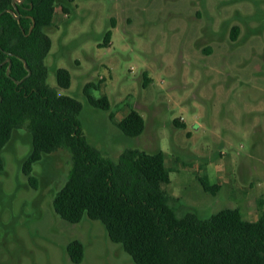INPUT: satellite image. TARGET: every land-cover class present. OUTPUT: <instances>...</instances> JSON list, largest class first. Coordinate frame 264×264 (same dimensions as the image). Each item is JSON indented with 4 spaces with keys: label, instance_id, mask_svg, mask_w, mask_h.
I'll return each instance as SVG.
<instances>
[{
    "label": "rangeland",
    "instance_id": "rangeland-1",
    "mask_svg": "<svg viewBox=\"0 0 264 264\" xmlns=\"http://www.w3.org/2000/svg\"><path fill=\"white\" fill-rule=\"evenodd\" d=\"M57 7L47 27L53 39L47 81L83 102L89 140L118 160L129 147L166 152L170 203L203 217L231 206L248 219L264 198V0H75ZM238 27L236 38L231 33ZM111 29L107 42L106 33ZM71 71L61 87L57 69ZM107 95L110 109L91 104ZM136 109L146 127L129 136L118 122ZM183 122L178 125L176 121ZM32 149L16 129L0 169V264H137L110 239L100 220L74 223L56 213L53 198L68 178L71 153L61 148L23 170ZM218 184L204 189L200 176ZM78 238L82 262L67 251Z\"/></svg>",
    "mask_w": 264,
    "mask_h": 264
},
{
    "label": "trees",
    "instance_id": "trees-1",
    "mask_svg": "<svg viewBox=\"0 0 264 264\" xmlns=\"http://www.w3.org/2000/svg\"><path fill=\"white\" fill-rule=\"evenodd\" d=\"M75 0H0V169L3 150L16 129L27 128L32 149L23 170L34 183V163L64 148L71 153L68 178L53 198L62 218L77 223L100 220L112 241L121 243L137 264H264V198L255 219L244 217L239 207H224L203 217L195 210L182 215L170 203L165 185L171 181L166 152L126 148L113 160L85 134L80 114L83 102L61 94L47 81L53 39L47 27L57 7L69 13ZM10 9L20 14L16 18ZM111 29L106 33L107 42ZM238 27L231 33L236 38ZM10 57V60L8 59ZM24 59L32 70L31 75ZM19 80V82H17ZM61 87H70L71 71L57 69ZM88 82L84 88L91 104L110 109L107 95L95 97ZM178 125L183 122L177 120ZM118 126L129 136L140 135L144 116L131 109ZM205 190L219 185L200 176ZM71 260L80 263L85 244L78 238L67 245Z\"/></svg>",
    "mask_w": 264,
    "mask_h": 264
},
{
    "label": "water",
    "instance_id": "water-1",
    "mask_svg": "<svg viewBox=\"0 0 264 264\" xmlns=\"http://www.w3.org/2000/svg\"><path fill=\"white\" fill-rule=\"evenodd\" d=\"M24 0H14V3H15V6H16V8H17V5H16V3L17 2H23ZM10 11L12 12V14L16 17V18H19L20 17V14L19 13H16V11L14 10V9H10ZM8 59L10 60V57H8ZM24 62H25V66H26V68L28 69V74L26 75V76H29V75H31V73H32V70H31V68L29 67V65H28V62L24 59ZM17 82H19V80H17ZM2 99V97L0 96V100Z\"/></svg>",
    "mask_w": 264,
    "mask_h": 264
}]
</instances>
